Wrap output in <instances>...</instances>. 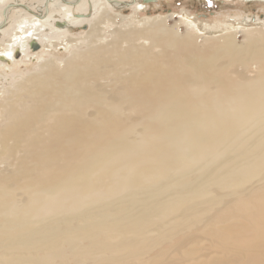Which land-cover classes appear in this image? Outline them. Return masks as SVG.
<instances>
[{"label":"bare ground","instance_id":"1","mask_svg":"<svg viewBox=\"0 0 264 264\" xmlns=\"http://www.w3.org/2000/svg\"><path fill=\"white\" fill-rule=\"evenodd\" d=\"M126 6L0 0V66L48 47L0 85V264H264V17Z\"/></svg>","mask_w":264,"mask_h":264},{"label":"rangeland","instance_id":"2","mask_svg":"<svg viewBox=\"0 0 264 264\" xmlns=\"http://www.w3.org/2000/svg\"><path fill=\"white\" fill-rule=\"evenodd\" d=\"M87 1V0H86ZM129 1V0H127ZM143 4L142 10H133L131 7L126 6L124 8L112 7L109 9L111 15H120L123 19L116 17L111 24L101 25L109 30H126L131 27H140L145 24L144 21H150L158 15H171L172 13L183 14L186 13L191 17H195L200 21L206 23H217L218 25L223 22H234V18H243L245 16H260L264 17V1L261 2H241L236 0H138ZM11 3H19L21 0H10ZM86 7V6H85ZM84 7V8H85ZM54 9V8H53ZM78 8L72 7V11L80 12L76 10ZM34 11V10H33ZM87 18L90 17V12H87ZM263 16V17H262ZM57 17V16H56ZM174 19V18H173ZM167 19V24L172 25L174 22L177 24L178 30H183V25L176 23L177 18ZM232 19L233 21H230ZM218 21V22H216ZM63 24V23H61ZM91 21L83 22L80 25H73L71 29L66 31L64 36L54 37L52 39V46L48 49L49 54L56 57L57 55L67 54L69 47H62L61 39L71 38L77 43H82L86 34L91 29ZM7 26V23L5 24ZM104 32V31H103ZM66 36V37H65ZM7 39V35H0V40ZM239 39H241L239 37ZM64 41V40H63ZM40 43V42H39ZM59 43V44H57ZM55 44L57 46L55 47ZM28 48L32 52L28 55L21 53L18 50L14 55L13 60H8L5 63H1L0 66V85L4 86L10 81L17 80V76L30 75L36 70L37 64L41 61L39 58L46 48L41 47V43H30ZM44 49V50H43ZM42 50V51H41ZM27 57V58H26ZM2 76V77H1ZM7 82V83H6ZM6 83V84H4ZM99 86V84H98ZM100 93V92H99ZM105 94V93H104ZM102 94V96L104 95ZM107 99H110V94H105ZM40 107H30L31 111H36ZM140 125L137 126V129ZM136 129V130H137ZM140 130V129H139ZM137 130V131H139Z\"/></svg>","mask_w":264,"mask_h":264}]
</instances>
